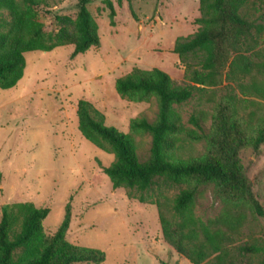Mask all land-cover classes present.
<instances>
[{"label": "rangeland", "instance_id": "374dc122", "mask_svg": "<svg viewBox=\"0 0 264 264\" xmlns=\"http://www.w3.org/2000/svg\"><path fill=\"white\" fill-rule=\"evenodd\" d=\"M111 1L116 11L115 26L110 24V11L103 1L88 5L99 25L98 47L75 58L73 46L30 52L26 54L23 79L12 89H0V221L6 208L32 203L50 209L43 226L45 234L51 236L62 224L69 205L71 222L66 239L74 245L104 251L106 261L102 264H192L164 240L156 205L142 204L131 199L126 190L113 189L103 169L114 162L115 156L82 136L77 105L82 99L92 102L105 115L108 126L125 134H132L135 119L157 122L158 99L152 97L141 103L123 99L116 91V81L134 68H158L177 86L192 85L190 77L200 69V56L189 55L182 61L174 53V46L177 38L192 37L198 31L200 0ZM78 3L46 0L40 9L46 30L57 31L55 15L75 19ZM247 12L253 18L264 8L258 14L251 8ZM259 50L264 59V37ZM254 80L264 83V74L254 72L244 84ZM221 105L229 108L232 121L243 132L238 167L264 208V142L257 144L264 135V100L254 94L244 96L237 83L224 77L218 86L199 88L190 101L174 106L182 119V131L173 159L202 162L217 158L215 146L201 136L190 119H203L206 133L213 137ZM192 131L199 139L191 138ZM133 137L140 162L148 161L152 137ZM187 187L162 186L161 191L171 205ZM193 211L203 223L228 211L244 215L241 234L233 236L227 248L241 261L259 262L257 255L238 256L235 250L253 239L264 241V218L256 215L251 204L242 199L226 202L210 184L199 189ZM200 239H205L202 234Z\"/></svg>", "mask_w": 264, "mask_h": 264}, {"label": "trees", "instance_id": "16d2710c", "mask_svg": "<svg viewBox=\"0 0 264 264\" xmlns=\"http://www.w3.org/2000/svg\"><path fill=\"white\" fill-rule=\"evenodd\" d=\"M92 0H79L76 18L55 15L58 25L48 32L41 14L46 0H0V89L9 90L23 79L27 66L26 54L51 52L58 47L73 46L72 58L100 45L99 25L88 5ZM119 4L123 0H117ZM130 1V0H128ZM110 11V24L115 26L116 11L111 0H104ZM258 14L264 0H200L198 31L192 37L177 38L174 53L183 61L189 55L200 56V69L192 72V85L177 86L168 73L158 68H134L116 81V91L129 101H159V116L155 123L146 118L132 121V134H125L106 124L105 115L85 99L78 102L77 116L82 136L96 147L114 154V162L103 169L113 189H124L131 199L156 205L164 240L192 264H264V241L253 239L239 245L238 256L257 255L259 262L239 260L227 248L233 236L241 234L245 224L242 214L228 211L225 215L199 220L193 204L202 186L213 184L218 196L229 201L242 199L264 218V208L246 175L240 172L237 153L244 140L240 125L232 121L229 108L215 118V135L206 133L204 120L192 117L190 122L217 149V158L202 162H181L173 159L182 131L181 116L174 106L187 103L195 90L218 86L225 77L237 83L244 96L254 94L264 100V83L244 80L254 72L264 74V59L259 50L264 37V12ZM132 11V9H131ZM135 16V14L133 13ZM133 134L152 137L151 156L140 162ZM191 138L199 139L196 131ZM264 142V135L257 144ZM188 187L170 205L161 187ZM49 208H37L32 203H17L4 210L0 221V264H102L106 253L100 249L78 246L66 239L71 222L70 206L65 218L51 236L44 232L43 222ZM204 236V241L200 235ZM216 255L212 261H208ZM208 261V263H205Z\"/></svg>", "mask_w": 264, "mask_h": 264}, {"label": "water", "instance_id": "95a60500", "mask_svg": "<svg viewBox=\"0 0 264 264\" xmlns=\"http://www.w3.org/2000/svg\"><path fill=\"white\" fill-rule=\"evenodd\" d=\"M92 1H94V0H92ZM101 1H104V0H101Z\"/></svg>", "mask_w": 264, "mask_h": 264}]
</instances>
